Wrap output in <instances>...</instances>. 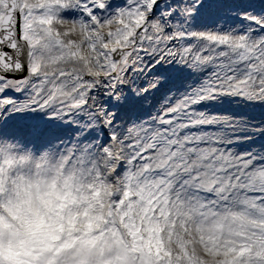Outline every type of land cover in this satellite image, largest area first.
I'll use <instances>...</instances> for the list:
<instances>
[{
	"label": "snow or ice",
	"instance_id": "obj_1",
	"mask_svg": "<svg viewBox=\"0 0 264 264\" xmlns=\"http://www.w3.org/2000/svg\"><path fill=\"white\" fill-rule=\"evenodd\" d=\"M0 264H264V0H0Z\"/></svg>",
	"mask_w": 264,
	"mask_h": 264
},
{
	"label": "clouds",
	"instance_id": "obj_2",
	"mask_svg": "<svg viewBox=\"0 0 264 264\" xmlns=\"http://www.w3.org/2000/svg\"><path fill=\"white\" fill-rule=\"evenodd\" d=\"M29 169H31V172H29ZM18 171H21V169H18L17 167H13L10 171V175L16 174ZM40 172L42 175L48 176L49 178L54 179H60V176L57 171H49L47 166L41 165ZM37 169L34 164H25L22 169V174L25 179H27L29 176H31L32 179H37Z\"/></svg>",
	"mask_w": 264,
	"mask_h": 264
}]
</instances>
